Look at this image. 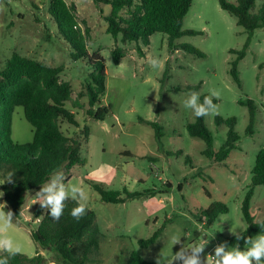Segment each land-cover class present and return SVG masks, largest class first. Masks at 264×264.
<instances>
[{
	"label": "rangeland",
	"instance_id": "1",
	"mask_svg": "<svg viewBox=\"0 0 264 264\" xmlns=\"http://www.w3.org/2000/svg\"><path fill=\"white\" fill-rule=\"evenodd\" d=\"M51 0H0V72L14 56L36 60L46 66L62 68L60 81L69 82L73 99L84 91L85 80L92 68L87 59L74 61L71 45L60 36L48 13ZM78 7L79 28L89 31L87 53H98L106 60V95L103 106L111 111L104 121L88 116V98L80 99L81 109L66 107L76 116L79 127L60 120L62 132L79 137L82 142L83 165L75 166L70 174L63 171L67 184L82 186L88 196L87 207L95 212L98 226L105 236L101 242L100 263L128 264L133 252L143 259L156 262L170 257L181 245L172 247L170 236L181 234L182 243L190 245L199 237L210 240L203 256L214 254L217 244L234 235L230 230H246L243 203L252 182V171L258 153L264 148V29L252 36L246 56L239 62L241 87L233 80L231 63L247 42L248 33L238 25L237 18L222 9L220 0H194L185 18L183 30L198 35H185L170 46L168 35L153 34L150 45L141 41L123 42L109 33L106 17L111 6L103 0H65ZM237 4V0H226ZM256 14L264 0H255ZM123 10L120 15L128 16ZM190 44L205 54L198 57L177 47ZM138 46L144 51L141 55ZM123 49L124 58L115 65L113 52ZM159 57L161 65L153 69L148 60ZM201 85L199 89L188 87ZM215 90L219 98L216 114L205 116V124L214 136V148L220 149L227 139V128L216 124V117L237 119L236 131L241 140L230 157L219 164L203 155L205 142L189 135L186 126L196 120L184 101L189 93L210 95ZM251 99L257 106L254 135H246L249 125L248 107L241 100ZM97 109V107L95 108ZM142 121L157 122L164 137L156 140L154 129ZM88 129L89 138L83 134ZM12 136L15 142L33 141L34 129L26 120L24 108L16 107L13 114ZM170 184V186H168ZM99 185L107 191L137 192L143 196L121 204L105 203L94 189ZM27 194L21 218L9 229L20 254L34 257L38 248L31 238L37 228L34 211L36 193ZM154 191V192H153ZM153 192V193H152ZM152 193V194H151ZM123 196H125L123 194ZM214 202L223 203L228 212L219 215L208 226L201 209ZM0 203H5L3 197ZM250 212L256 223L264 220V185L255 188ZM164 226L157 243L142 248L139 241L149 239ZM245 244L240 246L244 250ZM47 264H62L53 252H41Z\"/></svg>",
	"mask_w": 264,
	"mask_h": 264
},
{
	"label": "trees",
	"instance_id": "2",
	"mask_svg": "<svg viewBox=\"0 0 264 264\" xmlns=\"http://www.w3.org/2000/svg\"><path fill=\"white\" fill-rule=\"evenodd\" d=\"M99 1V0H97ZM111 6V14L106 17L109 24V33L117 38L122 35L123 42L140 41L150 45V37L156 33L168 35L170 46L185 35H198L193 30H183L185 18L191 9L194 0H103ZM222 9L237 18L238 25L248 33V39L242 50H232L237 57L231 63L230 74L234 82L241 87L239 62L246 56L250 40L258 29H264V4L256 14L251 11L255 8V0H237V4L220 0ZM128 11V16L122 17L120 13ZM48 13L54 20L61 37L68 41L73 50L71 57L74 61L88 60L92 68L89 78L85 80L84 91L73 99V89L69 82L60 81L62 68L46 66L44 63L14 55L0 72V191L5 194L4 202L7 203L5 211L13 212L14 221L21 218L27 194L40 189L55 170H64L70 174L77 165L85 164L82 159V142L79 137L66 136L60 127V120L79 127L75 113L66 107L67 102H72L73 108L81 109L80 99L87 97L89 117L104 121L111 111L110 106L102 105V98L106 95L107 66L106 60L98 53L89 56L87 53V40L89 31L85 33L79 28L78 7L75 3L67 4L65 0H51ZM185 52L204 57L205 54L190 44L177 46ZM142 55L144 51L138 46ZM121 48L113 52L115 65H120L124 58ZM264 69V67H263ZM201 85L188 87L187 90L199 89ZM205 96L201 97L203 101ZM214 99V103L218 101ZM241 104L248 107L249 125L246 135H254L257 106L251 100H241ZM16 107H23L25 118L34 129L33 141L27 144L15 142L12 136L13 114ZM97 107V109H95ZM150 125L155 131L158 142L164 137L163 128L157 122L142 121ZM219 127L227 128V139L218 150L214 148V136L205 124V116L189 123L186 128L189 135L205 142L203 155L216 163H223L230 154L237 149L241 140L236 131L237 119L235 117L224 119L216 117ZM86 138L89 131L83 130ZM14 172L12 183L4 182L8 173ZM264 185V148L258 153L252 171V182L243 203V214L247 223L246 230L242 233L246 237H255L264 234V220L256 223L250 212V202L254 196L255 188ZM170 186V184H168ZM94 189L100 194L101 200L110 204H121L128 200H135L143 194L129 192L124 189L107 191L99 185ZM154 192V191H153ZM152 192V193H153ZM151 193V194H152ZM123 194L125 196H123ZM76 201L69 199L59 221L53 220L49 210L38 204L34 211V218L38 225L31 231V238L37 245L36 256L28 257L16 254L9 257L10 264H47L48 259L42 251L53 252L62 264H92L100 263L95 259L100 255L101 242L105 236L101 232L97 216L87 207V213L80 220L71 216V210L76 206ZM227 207L221 202H214L206 209H201V217L207 219L208 226L213 225L219 215L226 214ZM165 227H160L149 239L139 241L142 248H148L157 243ZM235 246L245 244V239L239 241L236 237L229 239ZM0 256L7 253L0 252ZM128 264H156V262L143 259L137 252H133Z\"/></svg>",
	"mask_w": 264,
	"mask_h": 264
},
{
	"label": "clouds",
	"instance_id": "3",
	"mask_svg": "<svg viewBox=\"0 0 264 264\" xmlns=\"http://www.w3.org/2000/svg\"><path fill=\"white\" fill-rule=\"evenodd\" d=\"M148 62L153 69H158L161 65L159 57H150ZM213 98H219V93L215 90H212L209 96H205L203 101L200 100L199 93L191 92L184 101V106L190 109L197 118L216 114L218 106L214 103ZM13 175L14 172L8 173L3 184L5 182L12 183ZM65 180L63 171H53L36 193V202H39L42 208L49 210V215L53 220L59 221L66 207V201L69 199L76 201V206L71 210V216L80 220L87 213L86 201L88 196L82 186L67 184ZM4 194L3 191H0V198ZM6 207V202L0 203V252L7 253V256H0V264H10L9 257L15 256L20 251V247L9 235L14 216L11 210L5 211ZM230 231L237 241L245 239L246 247L244 250L240 249L239 244L228 247L226 242H222L215 246L214 254H208L205 257L203 256L205 248L214 238V235L205 239L203 238L204 235H207L205 233L198 240L186 245L182 243L183 236L175 233L170 236V241L172 247L181 245L179 250L175 253L172 252L170 257L157 259L156 264H264V234L245 238L240 232Z\"/></svg>",
	"mask_w": 264,
	"mask_h": 264
}]
</instances>
